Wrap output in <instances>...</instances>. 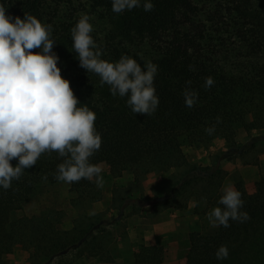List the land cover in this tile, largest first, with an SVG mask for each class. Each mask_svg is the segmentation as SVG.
<instances>
[{"label":"trees","instance_id":"1","mask_svg":"<svg viewBox=\"0 0 264 264\" xmlns=\"http://www.w3.org/2000/svg\"><path fill=\"white\" fill-rule=\"evenodd\" d=\"M151 2L150 12L143 10L141 0V7L117 14L112 0H0L8 15L23 19L30 14L52 26L57 67L70 82L77 106L96 114L102 145L90 163L104 164L111 180L131 177L125 185H113L107 210L93 211L92 205L103 198L102 189L86 179L71 184L57 180L64 158L56 152L42 154L9 189L0 187V264H9L6 256L16 248L27 253L28 264H74L107 255L123 205L134 190H141L148 174L159 172L168 173L159 210L184 211L196 202L186 264H264V176L255 180L251 193L240 179L235 181L244 201L241 211L250 219L212 228L207 217L214 207H223L218 201L226 172L190 162L184 153L185 147H206L217 138L231 143L239 131L264 134V0ZM82 14L90 17L91 35L103 49L101 59L117 62L126 55L142 68L148 62L157 65L159 104L154 114L133 113L127 96H113L109 85L101 86L98 75L80 66L71 29ZM209 76L215 83L205 89ZM186 87L198 93L192 108L184 102ZM212 125L215 132L208 135L205 129ZM10 163L16 166L18 161ZM62 183L67 195L50 202V192ZM32 201L38 204L28 213ZM68 209L76 212L71 218ZM114 209L117 216L110 215ZM221 245L229 255L217 260ZM132 257L134 264H161L165 251L139 243Z\"/></svg>","mask_w":264,"mask_h":264},{"label":"clouds","instance_id":"2","mask_svg":"<svg viewBox=\"0 0 264 264\" xmlns=\"http://www.w3.org/2000/svg\"><path fill=\"white\" fill-rule=\"evenodd\" d=\"M111 6L113 12L120 14L141 7V0H112ZM142 7L150 12L154 5L151 0H143ZM89 21L90 17L82 14L71 29L80 66L98 75L101 86L109 85L113 96H127L126 103L133 113L154 114L159 104L154 86L157 65L148 62L142 68L126 55L117 62L101 59L103 49L94 41ZM51 31L50 24L35 16L13 17L0 5V187L5 190L46 152H56L64 158L57 166V180L71 184L86 179L99 188L104 185L103 169L90 163L102 145L95 127L96 114L87 106H77L80 102L70 82L57 67L59 57L53 52ZM214 83L211 76L206 77L205 89ZM186 85H191V81H186ZM197 98L195 90L185 88L186 107L192 108ZM216 122H221L219 117ZM205 131L212 135L215 125ZM13 159L18 161L16 166L10 163ZM222 191L218 203L223 207H214L208 213L210 226L227 228L230 220H249V214L241 211V192L231 184ZM228 255L225 245L215 253L217 260L227 259Z\"/></svg>","mask_w":264,"mask_h":264},{"label":"crops","instance_id":"3","mask_svg":"<svg viewBox=\"0 0 264 264\" xmlns=\"http://www.w3.org/2000/svg\"><path fill=\"white\" fill-rule=\"evenodd\" d=\"M255 132L252 131L251 134L253 135ZM229 144L230 141L219 138L214 139L210 144L202 148L203 156L198 163L221 166L220 168L226 172L222 190L229 184L235 186L232 176L236 173V176L243 179L246 190L251 193L253 190H249V187H253L255 180L259 176H264V149L260 150V145L256 141L247 142V144L241 145L240 154H233L230 161H221L222 156L220 154L222 153L223 155L231 149ZM167 176L168 173L165 172L148 174L141 183L139 194L145 198H150V200L152 198L158 199L165 193ZM154 179H156L155 184L150 185L151 180L154 181ZM103 196L110 204L111 194L103 193ZM131 196L133 197V194ZM98 202L92 205V210L104 211V208H94V205ZM192 206L190 204L184 211L173 208L159 210L158 208L151 214L147 213L149 210H147L146 206H139L136 217L141 220V223L132 224L123 238L116 236L112 244V250H114L112 259L114 262L110 264H134V262L131 263L129 261L130 255L132 256L139 243L162 246L165 251V258L161 264H186L188 235L195 229L197 220L196 216L191 213ZM18 251L19 248H16L12 253L7 254L6 258L9 264H28V255L25 251L23 259L16 260ZM80 261H82L81 264H91L93 262L90 259Z\"/></svg>","mask_w":264,"mask_h":264},{"label":"rangeland","instance_id":"4","mask_svg":"<svg viewBox=\"0 0 264 264\" xmlns=\"http://www.w3.org/2000/svg\"><path fill=\"white\" fill-rule=\"evenodd\" d=\"M259 136H261L262 138L260 139ZM254 141L258 142V144L260 145V150L264 149V134H263V132L256 131L255 134L252 135L251 133L249 134V133H245L244 131H239L237 133L235 139L233 141H231V143L229 144L231 149L223 155H222V153L220 154L222 156L221 161H224V160L230 161V158H231V156H233V154H236V155L240 154V151H241L240 148H241L242 144H247V142H254ZM202 148L203 147H200V148L185 147L184 153L186 155L187 160L190 162L196 163V164H200V163H198V161L201 160V158L203 156ZM220 155H218V156L221 157ZM221 163H224V162H221ZM211 165H213V164H211ZM99 166L103 169L101 176L103 177L104 185L101 189H102L103 193H105V194H109V193L111 194L112 187L114 184H124L125 185L129 182V180L131 178L130 175L124 174L122 177H120L118 179L111 180L108 176L107 167L104 164H100ZM232 178H233L234 183L236 180L240 179L244 185L243 179L239 178V176H236V173L233 174ZM155 180L156 179H154V181L151 180L150 185L155 184ZM244 188L246 189L245 185H244ZM250 189L253 190L254 185L252 188L249 187V190ZM66 195H67L66 185L64 183L59 184L58 186H55L52 189V191L50 192V195H49L50 196L49 197L50 202L60 201ZM143 198H145V197L141 196L137 190H134L133 197L131 196V198L125 202V204L123 205L124 212H123L122 220H121V222L117 223L113 227V229L115 230L116 236L123 238L124 235L127 234L128 228L132 224L141 223V220H139L136 217V214L138 213V208H140L139 206H146L147 210H149L147 212L148 214H151L152 212H154V210L158 209V206H159L158 205V199L152 198L151 200L143 201ZM37 204H38L37 202L32 201L31 203H29L27 205L25 211L30 213L31 211L36 209ZM109 206H110V204L106 201V198L103 196V199L100 202L96 203L94 205V208L95 207H98L100 209L104 208L103 210L105 211V209L107 210L109 208ZM75 213L76 212L74 210L68 209L69 218L73 217L75 215ZM110 215L117 216L116 209L112 210L110 212ZM69 220L70 219L67 220V224H68ZM112 254H114V250H112V245H111L107 255H103L101 257H96V258H89V259L93 260V262L91 264H100V263L110 264V263L114 262L112 259ZM23 256H24V251L19 248L18 254H16V260H22ZM130 257L131 258L129 261H131V263H133V257L131 255H130ZM81 260L84 261L87 259H81ZM76 262H78L77 264H81L82 261L78 260ZM76 262L74 264H76ZM128 264H130V263H128ZM182 264H185V263H182Z\"/></svg>","mask_w":264,"mask_h":264}]
</instances>
